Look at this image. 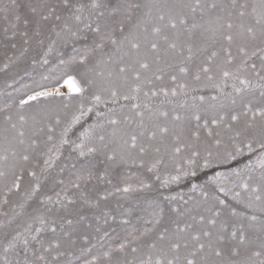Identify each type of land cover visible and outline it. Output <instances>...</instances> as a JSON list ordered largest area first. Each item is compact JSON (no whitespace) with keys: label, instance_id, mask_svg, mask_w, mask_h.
I'll return each instance as SVG.
<instances>
[{"label":"snow or ice","instance_id":"snow-or-ice-1","mask_svg":"<svg viewBox=\"0 0 264 264\" xmlns=\"http://www.w3.org/2000/svg\"><path fill=\"white\" fill-rule=\"evenodd\" d=\"M0 73V264H264V0H0Z\"/></svg>","mask_w":264,"mask_h":264},{"label":"rangeland","instance_id":"rangeland-1","mask_svg":"<svg viewBox=\"0 0 264 264\" xmlns=\"http://www.w3.org/2000/svg\"><path fill=\"white\" fill-rule=\"evenodd\" d=\"M57 61L52 58L50 59V62L48 65L44 66H37L34 70L31 71L30 77H25L23 81H21V84L27 83L31 87H36V82L42 83L46 85L48 88H51L52 85L55 83V81H41V77L43 75H48L50 72L58 73L59 69L56 68ZM5 79L4 74L0 73V86H2V82ZM20 85H16V87H19ZM67 94V92H64ZM8 100V97L6 95H0V104L6 102Z\"/></svg>","mask_w":264,"mask_h":264},{"label":"bare ground","instance_id":"bare-ground-1","mask_svg":"<svg viewBox=\"0 0 264 264\" xmlns=\"http://www.w3.org/2000/svg\"><path fill=\"white\" fill-rule=\"evenodd\" d=\"M61 91H62V92H68V89H67L66 86H61Z\"/></svg>","mask_w":264,"mask_h":264}]
</instances>
